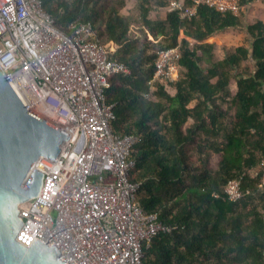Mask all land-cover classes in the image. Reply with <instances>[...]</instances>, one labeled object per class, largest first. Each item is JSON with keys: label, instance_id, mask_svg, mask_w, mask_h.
I'll use <instances>...</instances> for the list:
<instances>
[{"label": "trees", "instance_id": "1", "mask_svg": "<svg viewBox=\"0 0 264 264\" xmlns=\"http://www.w3.org/2000/svg\"><path fill=\"white\" fill-rule=\"evenodd\" d=\"M40 1L59 31L89 25L109 59L131 71L109 79L111 129L137 137L129 176L137 200L173 229L145 248L143 263L264 264V21L243 20L264 0H239V15L201 5L184 18L190 2L178 10L173 0H137L138 15L126 17V0ZM159 9L166 16L152 19ZM228 29L243 30L249 46L219 58L209 40ZM176 48L171 92L150 85L158 52ZM233 181L244 193L237 202L226 194Z\"/></svg>", "mask_w": 264, "mask_h": 264}, {"label": "built area", "instance_id": "2", "mask_svg": "<svg viewBox=\"0 0 264 264\" xmlns=\"http://www.w3.org/2000/svg\"><path fill=\"white\" fill-rule=\"evenodd\" d=\"M186 2L183 18L201 5L234 15L242 10L239 0H173L170 9ZM70 30V36L59 31L40 0H0V70L31 115L68 134L56 163L40 157L34 165L42 184L20 207L24 224L16 240L26 248L34 241L54 246L62 264H144L145 248L173 229L137 200L139 184L129 178L137 137L111 129L109 79L131 71L109 59L89 25ZM180 58L179 48L158 52L150 85L176 82ZM240 187L228 185L231 202L244 198Z\"/></svg>", "mask_w": 264, "mask_h": 264}, {"label": "water", "instance_id": "3", "mask_svg": "<svg viewBox=\"0 0 264 264\" xmlns=\"http://www.w3.org/2000/svg\"><path fill=\"white\" fill-rule=\"evenodd\" d=\"M67 140L62 129L28 112L0 70V264H62L54 246L34 241L26 248L16 237L24 224L20 207L42 184L35 163L40 157L56 163Z\"/></svg>", "mask_w": 264, "mask_h": 264}, {"label": "rangeland", "instance_id": "4", "mask_svg": "<svg viewBox=\"0 0 264 264\" xmlns=\"http://www.w3.org/2000/svg\"><path fill=\"white\" fill-rule=\"evenodd\" d=\"M137 0H126V5L125 8L121 11V14L123 16H137ZM244 11L245 16H244V22H245V27H247V23H253L256 20H263L264 21V4L261 3L260 1L253 3L252 5L248 6V8H245ZM166 9H159L157 11H153L151 14V18L156 20L158 18H162L166 16ZM134 31L135 29L139 27L138 24H134ZM248 36L245 34V32L241 29H228L224 32H221L216 36L215 38L209 40L210 44L215 45V51L216 55L219 58H223L226 50H231L236 47H240L242 45L249 46V42L247 41ZM247 67V64L243 65V68ZM179 78V74H178ZM179 80V79H177ZM169 92H171V88L169 86ZM45 119V118H43ZM48 122V121H47ZM51 123V122H48ZM52 124V123H51Z\"/></svg>", "mask_w": 264, "mask_h": 264}]
</instances>
